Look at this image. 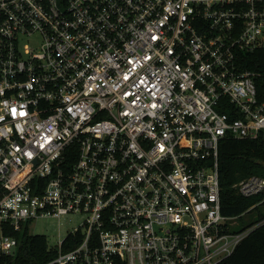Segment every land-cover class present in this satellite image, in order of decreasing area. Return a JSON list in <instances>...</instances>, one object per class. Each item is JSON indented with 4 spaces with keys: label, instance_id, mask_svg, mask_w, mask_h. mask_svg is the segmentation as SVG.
Wrapping results in <instances>:
<instances>
[{
    "label": "built area",
    "instance_id": "2783aa9c",
    "mask_svg": "<svg viewBox=\"0 0 264 264\" xmlns=\"http://www.w3.org/2000/svg\"><path fill=\"white\" fill-rule=\"evenodd\" d=\"M259 80L264 0H0V254L78 216L45 264H225L253 227L219 146L264 142Z\"/></svg>",
    "mask_w": 264,
    "mask_h": 264
},
{
    "label": "trees",
    "instance_id": "16d2710c",
    "mask_svg": "<svg viewBox=\"0 0 264 264\" xmlns=\"http://www.w3.org/2000/svg\"><path fill=\"white\" fill-rule=\"evenodd\" d=\"M257 64L250 63L247 67L255 69ZM259 81L258 89L264 99V80ZM219 154L222 212L231 216L243 215L241 228L237 230L253 227L225 264H264V192L244 196L234 187L236 182L252 174L264 176V142L226 138L220 142ZM259 222L263 223L255 227ZM14 235L20 241L17 253L0 254V264H45L54 256L46 235L27 230Z\"/></svg>",
    "mask_w": 264,
    "mask_h": 264
},
{
    "label": "rangeland",
    "instance_id": "374dc122",
    "mask_svg": "<svg viewBox=\"0 0 264 264\" xmlns=\"http://www.w3.org/2000/svg\"><path fill=\"white\" fill-rule=\"evenodd\" d=\"M242 216V217H241ZM236 219L238 224L234 227L235 229L241 228L240 221L243 220V215H241ZM79 220L78 216H75L73 219V223H66L62 226L59 224L58 218L54 217H43L39 219H35L30 224V233L33 234H44L47 236L50 244H55L58 242L60 236H64L66 230L68 228H72L77 224ZM263 222H259L255 224L256 226H260Z\"/></svg>",
    "mask_w": 264,
    "mask_h": 264
}]
</instances>
